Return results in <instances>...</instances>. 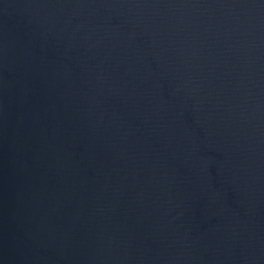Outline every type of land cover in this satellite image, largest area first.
I'll return each mask as SVG.
<instances>
[{
	"label": "water",
	"instance_id": "water-1",
	"mask_svg": "<svg viewBox=\"0 0 264 264\" xmlns=\"http://www.w3.org/2000/svg\"><path fill=\"white\" fill-rule=\"evenodd\" d=\"M0 264H264V0H0Z\"/></svg>",
	"mask_w": 264,
	"mask_h": 264
}]
</instances>
